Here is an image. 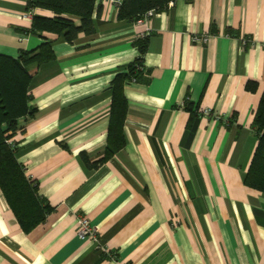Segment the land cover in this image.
I'll list each match as a JSON object with an SVG mask.
<instances>
[{"label":"crops","instance_id":"obj_1","mask_svg":"<svg viewBox=\"0 0 264 264\" xmlns=\"http://www.w3.org/2000/svg\"><path fill=\"white\" fill-rule=\"evenodd\" d=\"M29 1L0 0V54L52 42L54 59L29 66L34 115L10 139L50 210L26 230L0 189V264H264V194L244 184L264 92V0H173L156 11L145 80L120 79L125 143L96 166L112 83L138 56L143 27L98 0L93 31L68 42L30 32ZM79 215L98 241L78 236Z\"/></svg>","mask_w":264,"mask_h":264},{"label":"trees","instance_id":"obj_2","mask_svg":"<svg viewBox=\"0 0 264 264\" xmlns=\"http://www.w3.org/2000/svg\"><path fill=\"white\" fill-rule=\"evenodd\" d=\"M171 1L173 0H121L117 18L135 22L147 10L164 9ZM97 4L98 0H30L28 8L46 10L52 14H34L30 32H51L58 38L71 42L79 33L89 34L93 31V13ZM145 42L146 38L136 39L138 56L127 65L126 73L119 74L112 83V107L106 148L103 157L90 166H96L111 157L125 143L123 123L127 105L122 91L124 80L120 79H135L136 82L145 80L147 70L139 68L144 66ZM52 59L54 53L51 41L42 42L34 50L22 51L17 58L0 54V189L26 230L42 223L50 209L37 194L35 182L26 177L23 166L16 159L15 146H11L9 141L21 126L20 120L26 121L35 112L29 105L32 84L29 66L41 65ZM247 86L251 88L253 83L250 82ZM186 105L187 100L183 103L184 108ZM253 127L258 143L245 173L244 184L264 194V92L255 111ZM84 160L88 162L87 158Z\"/></svg>","mask_w":264,"mask_h":264},{"label":"built area","instance_id":"obj_3","mask_svg":"<svg viewBox=\"0 0 264 264\" xmlns=\"http://www.w3.org/2000/svg\"><path fill=\"white\" fill-rule=\"evenodd\" d=\"M113 2L116 6H119L121 0H108ZM37 8H28V11L26 13L27 17H33L35 13V10ZM155 10L150 9L147 10L141 17H139L137 20H135V24L138 26H142L143 30L138 32L136 35V39H144L146 38L151 31V28L149 26V20L150 18L155 14ZM207 39V36H194L193 40L196 42H205ZM240 43L243 47H247L253 44L252 38L249 36H241L239 37ZM140 70H145L144 66L139 67ZM132 81H135L133 79ZM200 115L205 116V117H216L212 109L210 108H201L199 110ZM9 144L13 146V143L9 141ZM77 223H78V228H77V233L80 238H90L93 241H98L97 238V228L92 226L89 219L85 215H79L77 217ZM100 248L104 251L107 252L105 247L100 246Z\"/></svg>","mask_w":264,"mask_h":264},{"label":"rangeland","instance_id":"obj_4","mask_svg":"<svg viewBox=\"0 0 264 264\" xmlns=\"http://www.w3.org/2000/svg\"><path fill=\"white\" fill-rule=\"evenodd\" d=\"M117 8H118V6H117ZM147 38V37H146Z\"/></svg>","mask_w":264,"mask_h":264}]
</instances>
